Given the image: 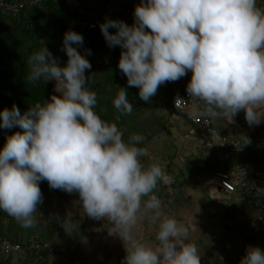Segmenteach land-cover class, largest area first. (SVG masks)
Wrapping results in <instances>:
<instances>
[{"label":"clouds","instance_id":"1","mask_svg":"<svg viewBox=\"0 0 264 264\" xmlns=\"http://www.w3.org/2000/svg\"><path fill=\"white\" fill-rule=\"evenodd\" d=\"M133 16L131 24L105 17L99 26L109 47L121 46L118 67L141 99L149 101L162 83L191 70L186 90L202 102V116L233 120L243 110L250 126L264 122V7L257 0H140ZM83 40L74 29L64 32V64L44 43L28 56L29 81H55L50 99L23 112L15 104L0 109V127L22 128L0 146V209L23 227L34 226L42 215L39 182L46 180L51 188L78 192L84 212L110 222L126 264H201L189 227L162 211L154 191L158 181L170 182L164 166L142 162L144 137L132 133L126 140L115 121L95 110L97 93L86 87L85 69L92 66L76 47ZM112 102L121 114L133 111L123 86ZM239 138L240 145L251 143L246 133ZM142 209L158 223L155 246L134 232ZM59 222L71 233L70 216ZM238 264H264V248L246 245Z\"/></svg>","mask_w":264,"mask_h":264},{"label":"crops","instance_id":"2","mask_svg":"<svg viewBox=\"0 0 264 264\" xmlns=\"http://www.w3.org/2000/svg\"><path fill=\"white\" fill-rule=\"evenodd\" d=\"M128 1L65 0L68 5L87 4L99 11L109 10V12H114L116 15L122 12L123 7ZM135 1L137 4L140 3V0ZM257 3L259 6L263 5L264 0H257ZM189 74L191 75V71ZM174 82L167 81L162 83L157 92L151 97L154 103H152L151 109L148 108L149 111L146 117L149 122L148 131L154 132L148 133V136L151 135V137H148V140L153 147L155 146L154 142H160V140L165 144L171 141L174 142L177 146L176 150L181 146L184 152L179 156L186 160L185 162L188 165H193L192 162H195L194 168H190L191 173L201 174L203 172H198L195 166L204 163L205 155L199 152L203 146L202 139L196 132L193 124L186 120L181 113L173 109L171 105V88ZM145 102L150 104L148 101ZM149 118L152 120L149 121ZM214 125L218 131H222L228 136L237 139L240 143V134L246 133L250 136L251 143L241 146L246 151H248V148L256 150L252 157H263V161H242L234 157L230 159L232 163L228 164L225 168H222V163H218V166H221L222 170L229 169L234 163L253 164L264 167V122L250 126L244 117L243 110H241L234 116L233 120H231V116L221 117L215 119ZM152 127L156 129L153 130ZM208 156L206 157L208 158ZM171 159L172 157L169 155L165 157V160L159 161L165 164ZM220 168H213L214 170L212 169L210 172L203 173L210 176L209 182L205 185V189L197 190L196 195H192L191 190L188 188H185L183 192L182 188L175 189L172 184L175 183L176 176L172 177V184L168 185V188H165V190L164 188L154 189L162 202V211L167 215L175 216L189 227L190 240L194 241L202 252L201 264H238V260L244 253L246 245L254 244L264 248L258 236L255 223V215L258 213V210L247 200L244 202L238 191L228 193L222 190L214 175L216 170H221ZM169 175L171 176V173ZM211 186H215L213 191L210 188ZM208 194H211V201L207 206L206 199L209 197ZM262 194L264 195V193ZM68 196L65 195L63 197L67 201L64 213L73 214L75 212V218H71V221L76 223L71 226V233L67 232L62 224L56 228L59 232H65L62 236L66 240L56 241L54 239L51 240V238L49 240L78 248L94 264H126L123 259L126 251L122 240L118 235H110L108 232L110 222L106 218H93L84 212V208L79 201L78 192L74 194L68 193ZM175 196L176 200L179 198L185 199L180 200V203H187L190 200L189 198L196 200V204L192 207V216H190L191 213H188V207L183 205L178 210H174L173 203L175 201L172 198ZM189 208L191 209V206ZM252 222V231H250L248 226ZM240 223H242L243 227L239 226ZM40 224L27 227L26 232L34 227L43 229L44 231H52L53 229H50L48 222L41 226ZM157 228L158 223L153 222L151 211H144L142 209V214L138 217L134 228V232L138 238L147 244L155 246L158 243L156 240ZM22 233L25 236V231ZM45 264H69V262L59 255H47Z\"/></svg>","mask_w":264,"mask_h":264},{"label":"trees","instance_id":"3","mask_svg":"<svg viewBox=\"0 0 264 264\" xmlns=\"http://www.w3.org/2000/svg\"><path fill=\"white\" fill-rule=\"evenodd\" d=\"M81 6L86 9L90 8L92 12H102L87 4L68 5L65 0H43L40 4H31L24 0L23 6L13 14L0 9V109L5 106L11 108L15 104L23 112L31 104L51 98V95L55 93V81L51 79L29 81L27 79L29 71L27 58L32 52L41 48L44 43L57 58L58 63H66L67 54L63 50V34L67 29H74L84 37L83 44L76 45V47L78 51L87 56L92 66L90 69H85L86 75H89L86 87L97 93L98 102L95 105V110L103 119L115 121L124 132L126 140L132 133L143 132L144 134L149 129V122L145 119L134 122L132 118L140 110V107L135 105L141 99L138 95V88L128 85L126 74L118 67L121 46L109 47L99 25L92 29H80L77 10ZM111 13V18L121 19V13L119 15ZM85 17V15L82 16L81 20ZM110 30L114 31L115 29ZM86 49H91V53L89 54ZM120 86L128 89L129 99L134 105L133 111L129 114H121L112 102ZM14 131H22V128L19 125H14L11 128L0 127V146L5 143L6 136ZM138 143L145 147L144 141ZM255 151L250 149L246 152H237L232 154L231 158L236 157L242 161H263L262 156L252 157ZM230 159L219 162L214 158L213 152H209L208 158L205 157L203 160V171L207 173L213 168L219 169L221 166H218V163H222V168H225L232 163ZM39 186L43 194L55 190L62 191L51 188L46 180L40 181ZM45 202L47 200L39 205L43 207ZM2 211L9 221L5 224L0 222L1 240L7 239L23 243L25 237L34 235L39 241L56 243L49 240V234H45L43 229L34 227L26 232V227L14 224L15 217L3 209H0V214ZM20 231H25V236L23 233L19 234ZM21 251L25 253V258L20 263L13 259V254L16 252L0 251V264H44L47 255L62 256L67 259L69 264L71 261V258L65 253L48 254L35 249Z\"/></svg>","mask_w":264,"mask_h":264},{"label":"built area","instance_id":"4","mask_svg":"<svg viewBox=\"0 0 264 264\" xmlns=\"http://www.w3.org/2000/svg\"><path fill=\"white\" fill-rule=\"evenodd\" d=\"M27 1L31 4H40L43 0ZM23 3L24 0H0V9L13 14L23 6ZM136 4L135 0H129L122 9L121 19L129 24L133 23L134 7ZM260 6L264 7V4ZM77 11L80 20V29L96 28L105 17H110L112 15L109 11L92 12L90 8L86 9L84 6L79 7ZM84 15L86 17L81 20V17ZM189 79L190 75L187 72L186 75L175 80L171 88V105L177 112L181 113L186 120L193 124L195 130L202 139L203 146L212 150L217 161L224 162L229 160L232 154L241 152L244 148L237 139L228 136L222 131H218L214 125L215 119H210L201 115L202 102L194 97H190L186 90V84ZM241 169L244 170L243 176ZM215 177L222 190L228 193L238 191L242 199L248 197L249 200L247 201L258 210V213L255 215V223L258 236L264 247V195L257 191L258 188H264V167L255 166L253 164L234 163L229 169L216 170ZM31 249L48 254L65 253L71 258L70 264H94L88 259L84 252L78 251V248L60 243L39 241L34 235L25 237L23 243L0 239V251L5 253Z\"/></svg>","mask_w":264,"mask_h":264},{"label":"rangeland","instance_id":"5","mask_svg":"<svg viewBox=\"0 0 264 264\" xmlns=\"http://www.w3.org/2000/svg\"><path fill=\"white\" fill-rule=\"evenodd\" d=\"M190 71L191 70H189V73H190ZM153 101L154 100H152V98L150 97V100L148 101L150 104L146 103L143 99H140L135 104L138 107H140V110L137 111L136 114L132 117L134 119V122L142 121L144 119L147 121L146 114H148L147 113L149 111L148 108L151 109L152 103H154ZM151 120L152 119L149 118V121H151ZM152 129L154 130L156 128L152 127ZM153 132L154 131H148V129H147L144 134H143V132L140 133L144 137L143 141L145 143V147L148 150L147 155L142 156L143 158H141V160H142V162H145V163L153 162V161L159 162L164 166L165 171L168 173V175L171 173V176L169 175L170 176V182L165 183L164 181L161 180V181H159L160 183L158 182L156 189L157 188L158 189L164 188V190H165V188H168V185L172 184V181H171L172 177L174 178L175 176H178L175 183L173 182L174 184H172L175 189L182 188V192H183V191H185L184 190L185 188H188L189 190H191L192 195H196L197 190H199V189H205V185L209 182L210 176L203 174V173H206L203 171V167H202L203 165L195 166L196 169L198 170V172H203V173H201V174L200 173H194V172L191 173L190 168H194L193 166H194L195 162H192L193 165H188L185 162L186 160L182 159L179 156L184 152L182 147L180 146L179 149L176 150L177 146L175 145L174 142L171 141V142H169L170 144L168 142L165 144L162 140H160V142L159 141L154 142L155 146L153 147V145L148 140L149 139L148 137H151V135L148 136V133L151 134ZM177 144H179V143H177ZM248 150H250V148H248ZM199 152H200V154H203L206 157L207 155H209L210 149L202 146V150ZM243 152H246V150H244ZM169 155L172 157V159H171L172 161L169 160L168 163H165V164L160 162V161L165 160V157H168ZM192 174H194V175H192ZM210 188H212V191H213L215 186H211ZM68 193L69 192L64 191V190H62V191L55 190V191H52L51 193H45V194H43V201L47 200V202L44 203L43 207L38 204V209L42 214L41 217L38 218V222L41 223V225H44V224H46V222H48V226L50 227V229L53 228L52 231H49V232L47 230L45 231V234H49L51 240H53V239L56 241L62 240V239L66 240V238H63V236H62V234H64L65 232L64 231L59 232V230L56 229V228L60 227V224H61L59 222V217H63L65 215V219L69 218V216H70V218H75V212H73V214H68V212L64 213L65 212V206H66L65 203H67V201L63 197L65 195L68 196ZM74 193H76V191L71 192V194H74ZM208 196L209 197H207V199H206L207 206L209 205V203L211 201V198H210L211 194H208ZM189 199L190 200L187 203H180L179 202L180 200H185V199L179 198L178 200H176V196L173 197L172 200L175 201L173 203L174 204V210H178L183 205L185 207H188V213H191L193 211V208H192L193 205L196 204V200L192 199V198H189ZM246 200H249V198L245 197L244 202ZM190 206H191L192 210L189 208ZM190 216H192V213L190 214ZM193 216H194V214H193ZM74 220H76V219H74ZM8 221H9V219H7V217L3 215V211H2V213L0 214L1 224H3V223L5 224ZM75 223L76 222H72V225ZM14 224L20 225V223L17 220H14ZM252 224H253V222L248 226V229L250 231H252ZM239 226L243 227L242 223H240ZM21 233H22V231L19 232V234H21ZM13 255H14L13 259L15 260V262L20 263L25 258V253L22 251L16 252ZM59 258H61V257H59ZM44 264H45V262H44Z\"/></svg>","mask_w":264,"mask_h":264}]
</instances>
